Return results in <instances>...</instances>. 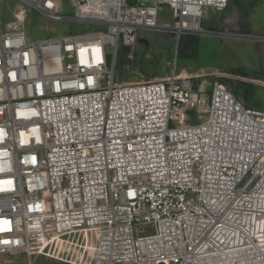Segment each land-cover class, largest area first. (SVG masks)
I'll list each match as a JSON object with an SVG mask.
<instances>
[{
	"label": "built area",
	"instance_id": "obj_1",
	"mask_svg": "<svg viewBox=\"0 0 264 264\" xmlns=\"http://www.w3.org/2000/svg\"><path fill=\"white\" fill-rule=\"evenodd\" d=\"M17 1L5 30L0 16V257L264 264V111L175 69L114 81L119 43L133 50L139 32L167 29L161 5L177 41L224 38L201 21L229 0H71V17L60 0ZM25 8L98 30L32 41Z\"/></svg>",
	"mask_w": 264,
	"mask_h": 264
},
{
	"label": "rangeland",
	"instance_id": "obj_2",
	"mask_svg": "<svg viewBox=\"0 0 264 264\" xmlns=\"http://www.w3.org/2000/svg\"><path fill=\"white\" fill-rule=\"evenodd\" d=\"M18 4L17 0L2 1L0 16L3 30L14 21L13 13ZM159 8L157 22L167 29L139 32L133 50L119 43L114 72L116 83L133 84L163 79L175 69L176 74L194 77L198 84L202 82L206 89L211 82H220L245 107L264 111V43H252L234 34H264V0H229L225 11H207L201 21L202 28L209 32L227 31L233 36H182L179 51V41L170 30L173 25L172 11L166 5ZM25 11L24 21L19 26L32 41L98 30L93 26L50 21L32 9L25 8ZM58 13L64 17L73 16L72 1L60 0ZM193 40H196L195 47L190 45ZM110 51L107 47L106 52ZM194 116L191 114L192 124L198 123ZM58 248L64 252H74L64 245L58 244ZM0 264L62 263L44 257H34L29 261L23 256H1Z\"/></svg>",
	"mask_w": 264,
	"mask_h": 264
},
{
	"label": "bare ground",
	"instance_id": "obj_3",
	"mask_svg": "<svg viewBox=\"0 0 264 264\" xmlns=\"http://www.w3.org/2000/svg\"><path fill=\"white\" fill-rule=\"evenodd\" d=\"M92 51L96 53L97 50H96V49H93ZM95 57H96V56H95ZM85 61H86V60H85ZM59 245H64V244H60V243H59ZM66 247H68L70 250L72 249V248L69 247V246H65V248H66ZM87 249L89 250V251H88V256L91 257V256H92V250H93V248H92V247H88ZM73 250H74L73 254L76 253V257H77V259L80 260L81 257H82V254L76 252V249H73ZM68 252H69V251H68Z\"/></svg>",
	"mask_w": 264,
	"mask_h": 264
},
{
	"label": "water",
	"instance_id": "obj_4",
	"mask_svg": "<svg viewBox=\"0 0 264 264\" xmlns=\"http://www.w3.org/2000/svg\"><path fill=\"white\" fill-rule=\"evenodd\" d=\"M106 66L109 68L111 67V61H112V54H107L106 57Z\"/></svg>",
	"mask_w": 264,
	"mask_h": 264
},
{
	"label": "trees",
	"instance_id": "obj_5",
	"mask_svg": "<svg viewBox=\"0 0 264 264\" xmlns=\"http://www.w3.org/2000/svg\"><path fill=\"white\" fill-rule=\"evenodd\" d=\"M129 2H131L130 0H129ZM180 41H181V39H179V43H178V51H179V44H180ZM192 43L190 44L191 46H193V47H195V45H196V40H193V41H191ZM190 43V42H189ZM222 84V83H221ZM224 85V84H223ZM244 97H246V95H244Z\"/></svg>",
	"mask_w": 264,
	"mask_h": 264
}]
</instances>
